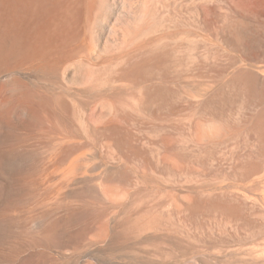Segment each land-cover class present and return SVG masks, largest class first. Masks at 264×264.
Segmentation results:
<instances>
[{
	"label": "rangeland",
	"instance_id": "rangeland-1",
	"mask_svg": "<svg viewBox=\"0 0 264 264\" xmlns=\"http://www.w3.org/2000/svg\"><path fill=\"white\" fill-rule=\"evenodd\" d=\"M78 263L264 264V0H0V264Z\"/></svg>",
	"mask_w": 264,
	"mask_h": 264
},
{
	"label": "bare ground",
	"instance_id": "bare-ground-1",
	"mask_svg": "<svg viewBox=\"0 0 264 264\" xmlns=\"http://www.w3.org/2000/svg\"><path fill=\"white\" fill-rule=\"evenodd\" d=\"M132 79V78H131ZM208 152V151H207ZM227 187V186H226ZM197 192V191H196ZM257 200V199H256ZM188 205V204H187ZM183 207H184V205H183ZM192 209V208H191ZM196 211V210H195ZM236 216V215H235ZM256 216V215H255ZM239 217V216H238ZM261 218H262V215H261ZM172 220V219H171ZM179 220V219H178ZM147 225L149 224V225H151V226H157V225H159V223L160 222H158V219L156 218V217H150V218H148L147 219ZM230 222H232V221H230ZM174 223H176L175 221H174ZM235 223V222H234ZM237 224V223H236ZM235 224V225H236ZM182 225V224H181ZM184 226V225H183ZM188 226V225H187ZM258 227V226H257ZM4 229V228H3ZM2 229V230H3ZM120 229V228H119ZM5 232V231H4ZM258 232V231H257ZM111 235V234H110ZM4 237V236H3ZM40 238V237H39ZM2 239V238H1ZM109 239V238H108ZM246 242V241H245ZM28 243V242H27ZM85 254V253H84ZM238 254V253H237ZM103 255V254H102ZM242 256V255H241ZM16 257V256H15ZM22 257V256H21ZM207 257V256H206ZM14 258V257H13ZM92 259V258H91ZM195 260V259H194ZM246 260V259H245ZM96 261V260H95ZM138 262V261H137ZM246 262V261H245ZM248 263V262H247ZM79 264V263H78ZM143 264V263H142ZM218 264V263H217Z\"/></svg>",
	"mask_w": 264,
	"mask_h": 264
}]
</instances>
